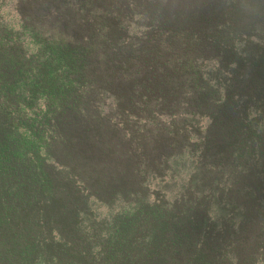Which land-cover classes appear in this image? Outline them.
<instances>
[{
	"label": "trees",
	"instance_id": "16d2710c",
	"mask_svg": "<svg viewBox=\"0 0 264 264\" xmlns=\"http://www.w3.org/2000/svg\"><path fill=\"white\" fill-rule=\"evenodd\" d=\"M0 264H264V0H0Z\"/></svg>",
	"mask_w": 264,
	"mask_h": 264
}]
</instances>
